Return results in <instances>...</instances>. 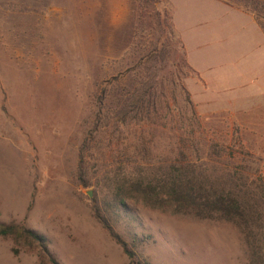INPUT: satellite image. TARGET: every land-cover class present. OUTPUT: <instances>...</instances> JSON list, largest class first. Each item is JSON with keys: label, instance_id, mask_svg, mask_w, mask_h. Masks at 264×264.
Wrapping results in <instances>:
<instances>
[{"label": "rangeland", "instance_id": "rangeland-1", "mask_svg": "<svg viewBox=\"0 0 264 264\" xmlns=\"http://www.w3.org/2000/svg\"><path fill=\"white\" fill-rule=\"evenodd\" d=\"M136 3L0 0V264H132L92 202L141 264H248L246 228L150 206L131 180L185 163L214 188L264 179V69L244 70L264 59L253 11L245 0H163L182 78ZM191 99L201 111L245 108L256 127ZM254 232L264 254V229Z\"/></svg>", "mask_w": 264, "mask_h": 264}, {"label": "trees", "instance_id": "trees-1", "mask_svg": "<svg viewBox=\"0 0 264 264\" xmlns=\"http://www.w3.org/2000/svg\"><path fill=\"white\" fill-rule=\"evenodd\" d=\"M253 11V18L264 33V0H245ZM136 6L146 11V16L151 19V27L159 30L160 39L167 46L172 56V66L176 73L184 78L189 73V68L184 59H176L173 49L170 47V40L166 39L164 32L167 30L171 39V31L168 24V12L163 0H137ZM154 25V26H153ZM159 38L157 39L158 42ZM172 41V40H171ZM157 42H155L157 44ZM159 43L160 46L163 43ZM155 44V48L157 46ZM154 48V49H155ZM163 49V48H162ZM160 50L162 52L163 50ZM153 55L154 53H149ZM184 69H187L186 71ZM150 99L152 91L149 92ZM185 100L188 102L186 93ZM86 139L83 138L78 152V167L81 162V149ZM79 178V176H78ZM141 178V177H140ZM146 181L132 179V185L141 187L140 196L142 200L150 206L170 210L175 213L189 214L196 218H223L233 220L243 228H246L247 237L245 243L248 249V264H264V254L261 248L255 244L254 229H264V179L256 177L247 180L245 177L244 189L233 191L231 188H214L207 185L205 181L192 174L189 165L185 163L181 168L175 169L173 164L156 170L153 177ZM230 181V179L228 178ZM231 182V181H230ZM113 206L125 208L123 197H114ZM92 215L106 230L109 237L121 248L132 264H141L139 259L134 257L133 247L136 245L134 240L130 242L124 240L120 234L115 232L108 222V219L100 211L99 206L92 202L90 204ZM8 228L0 225V234L8 233ZM21 231L36 241L42 238L35 232L22 227ZM253 232V234L251 233ZM254 235V236H253ZM53 264H56L51 259ZM147 264V262H146Z\"/></svg>", "mask_w": 264, "mask_h": 264}, {"label": "crops", "instance_id": "crops-1", "mask_svg": "<svg viewBox=\"0 0 264 264\" xmlns=\"http://www.w3.org/2000/svg\"><path fill=\"white\" fill-rule=\"evenodd\" d=\"M258 29H259V31L262 34L260 36V38L262 39V42L264 43V33L260 29V27H258ZM263 52H264V50H263ZM262 68L264 69V59H256V61H254L252 64L250 62L246 63L244 70L252 72V70L256 71V69H258V71H260ZM262 89L264 90V86L262 87ZM189 96H190V94H189ZM226 101L230 105H235L233 103L234 100L227 99ZM192 102L194 103V105H195V107H196V109H197V111L199 113H202V114H204V113H209V114H212V113H225V114H229L231 116L237 117V120L241 121L243 123V125H245V126H251L252 128L256 127L255 125L251 124V122H253L254 118L251 119V118H249V116L246 118L245 113H247V112H246L245 108L236 107L237 108L236 109L235 106H234V108H222V107L218 108L216 106L212 107L211 104H210V105H208L210 107V109H206L205 111H201V110H199L200 104H201V106H203L204 104L201 103L200 101L192 100ZM231 103H233V104H231ZM259 112L263 113V111H259ZM239 115L240 116L242 115V116L240 117ZM263 119H264V117L262 118V120ZM260 133H263V135H264V128H262V130L260 129Z\"/></svg>", "mask_w": 264, "mask_h": 264}, {"label": "water", "instance_id": "water-1", "mask_svg": "<svg viewBox=\"0 0 264 264\" xmlns=\"http://www.w3.org/2000/svg\"><path fill=\"white\" fill-rule=\"evenodd\" d=\"M87 194L90 195V192H88Z\"/></svg>", "mask_w": 264, "mask_h": 264}]
</instances>
